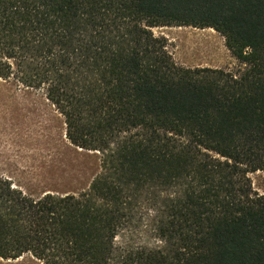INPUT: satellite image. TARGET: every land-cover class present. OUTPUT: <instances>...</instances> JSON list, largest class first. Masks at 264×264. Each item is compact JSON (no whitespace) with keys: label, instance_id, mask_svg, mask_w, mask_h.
Returning <instances> with one entry per match:
<instances>
[{"label":"trees","instance_id":"1","mask_svg":"<svg viewBox=\"0 0 264 264\" xmlns=\"http://www.w3.org/2000/svg\"><path fill=\"white\" fill-rule=\"evenodd\" d=\"M164 27L215 30L239 69L179 67ZM0 79L103 165L79 195L0 177V260L264 264V0H0ZM144 209L157 244H118Z\"/></svg>","mask_w":264,"mask_h":264},{"label":"rangeland","instance_id":"2","mask_svg":"<svg viewBox=\"0 0 264 264\" xmlns=\"http://www.w3.org/2000/svg\"><path fill=\"white\" fill-rule=\"evenodd\" d=\"M168 40L175 63L185 69L236 72L240 64L213 29L164 27L153 29ZM103 173L102 156L73 146L66 137L63 117L41 91L27 90L13 80L0 79V177L26 194L41 197L79 195L87 192ZM254 194L264 196V173L249 175ZM130 233L116 242L157 244L142 210ZM147 216V215H146ZM0 264H41L30 256Z\"/></svg>","mask_w":264,"mask_h":264}]
</instances>
